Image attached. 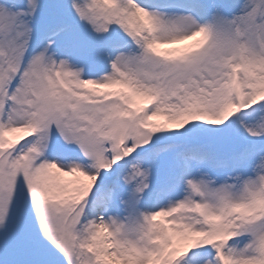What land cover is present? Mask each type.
<instances>
[{
  "label": "snow or ice",
  "instance_id": "6c2138e0",
  "mask_svg": "<svg viewBox=\"0 0 264 264\" xmlns=\"http://www.w3.org/2000/svg\"><path fill=\"white\" fill-rule=\"evenodd\" d=\"M0 264H264V0H0Z\"/></svg>",
  "mask_w": 264,
  "mask_h": 264
},
{
  "label": "rangeland",
  "instance_id": "374dc122",
  "mask_svg": "<svg viewBox=\"0 0 264 264\" xmlns=\"http://www.w3.org/2000/svg\"><path fill=\"white\" fill-rule=\"evenodd\" d=\"M198 39V38H197ZM185 42H187V41H185ZM192 43H194V42H192ZM191 43V44H192ZM190 43H187L186 45H189ZM186 45H184V46H186ZM175 46V45H174ZM184 46H182V47H184ZM163 48H170V47H168V46H162ZM176 47H178V46H176ZM157 120H159V121H161V122H163L164 120H165V117H163V116H161V117H158V118H156Z\"/></svg>",
  "mask_w": 264,
  "mask_h": 264
},
{
  "label": "bare ground",
  "instance_id": "6f19581e",
  "mask_svg": "<svg viewBox=\"0 0 264 264\" xmlns=\"http://www.w3.org/2000/svg\"><path fill=\"white\" fill-rule=\"evenodd\" d=\"M192 42H194V41H187V42H182L181 44H178V45H175V46H168V47H176V46H178V47H182V46H184V45H186L187 43H192Z\"/></svg>",
  "mask_w": 264,
  "mask_h": 264
}]
</instances>
